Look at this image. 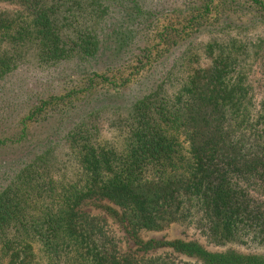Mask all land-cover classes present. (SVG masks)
<instances>
[{
    "label": "trees",
    "instance_id": "obj_1",
    "mask_svg": "<svg viewBox=\"0 0 264 264\" xmlns=\"http://www.w3.org/2000/svg\"><path fill=\"white\" fill-rule=\"evenodd\" d=\"M0 264H264V0H0Z\"/></svg>",
    "mask_w": 264,
    "mask_h": 264
},
{
    "label": "rangeland",
    "instance_id": "obj_2",
    "mask_svg": "<svg viewBox=\"0 0 264 264\" xmlns=\"http://www.w3.org/2000/svg\"><path fill=\"white\" fill-rule=\"evenodd\" d=\"M109 135V133H106ZM85 212L90 213L92 216L97 217L98 220L105 225V233L110 239V245H116L119 255L131 254L135 256H143V252L138 250V247L134 246L133 242L128 238V235L123 227L117 226L112 223L110 219H107L103 214L90 209L85 208ZM146 239H188L193 236H197L194 231L186 230L180 226H173L170 230L163 233H143ZM164 254L163 251L149 253L147 256L161 255ZM179 260L188 261L182 257Z\"/></svg>",
    "mask_w": 264,
    "mask_h": 264
}]
</instances>
